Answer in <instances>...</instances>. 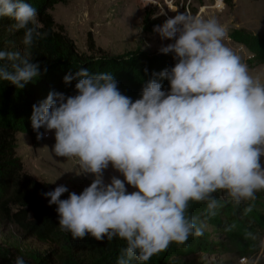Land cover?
<instances>
[{
  "label": "clouds",
  "instance_id": "clouds-1",
  "mask_svg": "<svg viewBox=\"0 0 264 264\" xmlns=\"http://www.w3.org/2000/svg\"><path fill=\"white\" fill-rule=\"evenodd\" d=\"M0 18L22 32L21 49L0 48V82L23 89L40 75L31 50L47 33L26 0H0ZM153 31L171 41L158 51L174 64L153 72L139 98L122 94L113 73L80 67L63 77L66 86L76 81L75 94L50 91L30 116L37 140L54 131L52 154L93 177L79 194L64 185L43 194L56 205L59 230L72 240H123L116 264H147L172 243L202 236L192 204L214 217L218 194L250 210L264 192V83L226 45L227 28L182 12ZM109 166L123 179L106 183Z\"/></svg>",
  "mask_w": 264,
  "mask_h": 264
},
{
  "label": "trees",
  "instance_id": "trees-1",
  "mask_svg": "<svg viewBox=\"0 0 264 264\" xmlns=\"http://www.w3.org/2000/svg\"><path fill=\"white\" fill-rule=\"evenodd\" d=\"M37 10V18L43 25L41 32H46V38L39 40L32 48L34 63H40V75L27 83L23 89H17L8 82H0V223H9L19 228L25 239H32L44 247L43 251L22 250L19 243L9 238L0 241V264H14L17 256L22 257L26 264H116L120 250L125 246L121 239L112 241H96L86 235L83 239L72 240L67 232H61L58 227L56 205L49 206L48 199L43 194L54 190L48 184H42L25 174L14 149L17 133L24 127H31L32 106L43 100L50 91L73 95V80L67 86L63 77L69 72L75 73L80 67H86L90 73L110 72L118 82L122 94L133 100L139 98L143 84L152 77L153 72L171 67L174 64L172 54L154 53L145 55L136 51L117 57H109L95 50L92 39L87 40V49L91 56L78 51L73 41L61 26L55 24L49 10L55 4L65 0H26ZM144 22V31L153 35L154 23ZM12 21L0 18V48L8 46L21 49L22 32L10 30ZM243 45L252 54L254 65H264V38L259 40L246 39ZM96 55V56H94ZM46 68V71H45ZM147 69V71H145ZM162 87L167 89L168 82L161 81ZM63 194L61 199L67 198ZM203 204H192L189 211L202 220L212 217L204 215ZM217 213H227L225 207ZM244 219L257 226L263 225L254 213H248ZM227 222L214 221L215 224L225 226L227 230L234 228L236 217L228 214ZM216 220V219H215ZM206 230V228H205ZM210 245L208 234L200 237H190L186 244L172 243L169 248L147 261V264H173V257L188 255L190 251L207 248Z\"/></svg>",
  "mask_w": 264,
  "mask_h": 264
},
{
  "label": "rangeland",
  "instance_id": "rangeland-1",
  "mask_svg": "<svg viewBox=\"0 0 264 264\" xmlns=\"http://www.w3.org/2000/svg\"><path fill=\"white\" fill-rule=\"evenodd\" d=\"M65 0L55 4L49 14L55 24L61 26L73 41L79 52L87 57L92 52L87 49L90 37L95 50L109 57H117L140 51L153 55L162 45L171 41L161 40L155 32L153 35L144 31L147 16L155 26L162 25L166 19L177 13H186L200 18L215 17L227 28L226 45L239 55L248 65L250 74L264 83V65L256 66L252 54L243 45L246 39L264 38V0H224L223 7L215 9L213 0ZM155 16V18H153ZM94 55V56H96ZM105 55V56H106ZM39 131L43 132L44 129ZM14 153L22 170L33 180L52 187L64 185L70 192L79 194L87 187L93 177L91 174H79L80 169L74 159L56 157L51 149L55 143L54 131L47 132L40 140L32 127H24L17 133ZM112 176L123 179L109 166L104 171L107 183ZM53 182V183H52ZM127 187V185H126ZM133 191V188H128ZM68 194V193H65ZM249 210L248 205L233 204L222 194V201L227 213H219L210 220H204L205 232L210 245L190 251L188 255L173 257V264H264V192ZM236 217L234 228L214 221L227 222L228 214ZM254 213L263 225L245 221L248 213ZM206 216V214L204 213ZM216 219V220H215ZM4 238L15 240L22 250L43 251L44 247L32 239H25L15 225L0 223V241Z\"/></svg>",
  "mask_w": 264,
  "mask_h": 264
},
{
  "label": "built area",
  "instance_id": "built-area-1",
  "mask_svg": "<svg viewBox=\"0 0 264 264\" xmlns=\"http://www.w3.org/2000/svg\"><path fill=\"white\" fill-rule=\"evenodd\" d=\"M223 2L224 0H213V6L215 9H220L222 8L223 6Z\"/></svg>",
  "mask_w": 264,
  "mask_h": 264
}]
</instances>
